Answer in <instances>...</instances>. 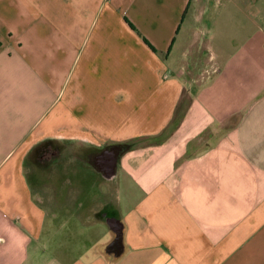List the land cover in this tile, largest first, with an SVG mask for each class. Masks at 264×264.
I'll return each mask as SVG.
<instances>
[{
  "label": "crops",
  "instance_id": "crops-1",
  "mask_svg": "<svg viewBox=\"0 0 264 264\" xmlns=\"http://www.w3.org/2000/svg\"><path fill=\"white\" fill-rule=\"evenodd\" d=\"M0 264H264V0H0Z\"/></svg>",
  "mask_w": 264,
  "mask_h": 264
},
{
  "label": "water",
  "instance_id": "water-1",
  "mask_svg": "<svg viewBox=\"0 0 264 264\" xmlns=\"http://www.w3.org/2000/svg\"><path fill=\"white\" fill-rule=\"evenodd\" d=\"M104 159L99 158L97 160V164H102V166H105L106 170L108 171V175L113 174L115 164H116V159H117V153L116 152L115 153L110 152L108 155V158H104ZM119 240H120V233L118 232L116 239L113 242V247H114L113 249L114 250H115V248L119 247V243H118Z\"/></svg>",
  "mask_w": 264,
  "mask_h": 264
},
{
  "label": "flooded vegetation",
  "instance_id": "flooded-vegetation-1",
  "mask_svg": "<svg viewBox=\"0 0 264 264\" xmlns=\"http://www.w3.org/2000/svg\"><path fill=\"white\" fill-rule=\"evenodd\" d=\"M116 151L117 150L115 148H107L106 150H102V152L92 155L91 160L96 162L99 158L101 159L108 158L110 152L115 153Z\"/></svg>",
  "mask_w": 264,
  "mask_h": 264
},
{
  "label": "trees",
  "instance_id": "trees-1",
  "mask_svg": "<svg viewBox=\"0 0 264 264\" xmlns=\"http://www.w3.org/2000/svg\"><path fill=\"white\" fill-rule=\"evenodd\" d=\"M130 147H131V145H130V144L123 145V146H122V150H121V151L128 150Z\"/></svg>",
  "mask_w": 264,
  "mask_h": 264
}]
</instances>
